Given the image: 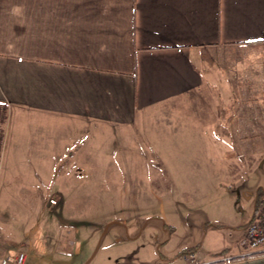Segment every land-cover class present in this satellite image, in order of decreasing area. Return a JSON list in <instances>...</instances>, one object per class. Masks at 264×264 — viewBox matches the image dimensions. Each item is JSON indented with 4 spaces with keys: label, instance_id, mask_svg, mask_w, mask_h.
<instances>
[{
    "label": "crops",
    "instance_id": "1",
    "mask_svg": "<svg viewBox=\"0 0 264 264\" xmlns=\"http://www.w3.org/2000/svg\"><path fill=\"white\" fill-rule=\"evenodd\" d=\"M0 106V176L27 166L37 191H67L57 166L69 179L81 170L78 132L121 143L133 132L160 159L167 192L203 206L181 219L195 263L264 264L232 261L261 253L241 243L264 194V0H0ZM32 115L69 126L64 154L19 135ZM167 245L137 263L192 264L160 254Z\"/></svg>",
    "mask_w": 264,
    "mask_h": 264
},
{
    "label": "rangeland",
    "instance_id": "2",
    "mask_svg": "<svg viewBox=\"0 0 264 264\" xmlns=\"http://www.w3.org/2000/svg\"><path fill=\"white\" fill-rule=\"evenodd\" d=\"M7 113L0 106L3 139ZM64 124L59 118L52 122L32 115L19 135L46 145V152L56 146L58 157L71 143L69 126ZM86 129L77 134L84 141L82 155L89 153L85 157L80 153L81 170L72 165L76 174L69 179L64 169L70 166H57V177L65 180L59 183L68 185L67 191L60 192L57 186L37 191L38 182L27 166L11 175L14 178L0 176V260L22 252L25 264H138L155 256L158 245L168 244L160 254L173 258L192 241L193 229L182 228L181 219L203 206L167 192L170 184L155 151L141 144L133 132H125L121 143L114 131L101 134ZM49 162L37 166L46 178ZM38 192L43 194L37 196ZM173 226L177 233L168 241ZM138 235L136 241L126 240Z\"/></svg>",
    "mask_w": 264,
    "mask_h": 264
},
{
    "label": "built area",
    "instance_id": "3",
    "mask_svg": "<svg viewBox=\"0 0 264 264\" xmlns=\"http://www.w3.org/2000/svg\"><path fill=\"white\" fill-rule=\"evenodd\" d=\"M4 139L0 135V145ZM257 216L247 225L241 246L248 252H264V204L258 210ZM192 264H196L194 256L189 253L185 256ZM26 256L20 252L0 260V264H25Z\"/></svg>",
    "mask_w": 264,
    "mask_h": 264
},
{
    "label": "trees",
    "instance_id": "4",
    "mask_svg": "<svg viewBox=\"0 0 264 264\" xmlns=\"http://www.w3.org/2000/svg\"><path fill=\"white\" fill-rule=\"evenodd\" d=\"M262 203H264V194L259 193V195L257 196V199H256V204H257L256 206H257V208H258V207L260 208V207L262 206ZM211 227H213V228H215V229L226 228V227H224V226H221V225H215V224H214V225H211ZM196 248H197V246L194 247V248H190V249H184V250L180 251L178 254H176V255L172 258V260L178 259V258H180L181 256H184V255H187V254H189V253H192L193 251L196 250ZM260 256H264V252H261V253H254V254H251V255L245 256V257H243V258L233 259L232 261L234 262V261H239V260L251 259V258L260 257Z\"/></svg>",
    "mask_w": 264,
    "mask_h": 264
}]
</instances>
